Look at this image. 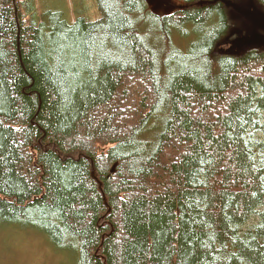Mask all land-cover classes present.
Masks as SVG:
<instances>
[{
    "label": "trees",
    "instance_id": "trees-1",
    "mask_svg": "<svg viewBox=\"0 0 264 264\" xmlns=\"http://www.w3.org/2000/svg\"><path fill=\"white\" fill-rule=\"evenodd\" d=\"M203 1L0 0V227L77 264H264V51L215 57Z\"/></svg>",
    "mask_w": 264,
    "mask_h": 264
},
{
    "label": "rangeland",
    "instance_id": "rangeland-1",
    "mask_svg": "<svg viewBox=\"0 0 264 264\" xmlns=\"http://www.w3.org/2000/svg\"><path fill=\"white\" fill-rule=\"evenodd\" d=\"M249 1L232 0L233 3L241 5ZM216 2L221 3L229 18L227 29L214 43V56H239L253 50L264 51V46H234L232 44L234 38L251 31L248 21L240 18L232 6L228 7L221 0L196 3L214 4ZM36 4L40 12L59 11L68 21L74 20L78 15H83L89 20L100 17L97 0H36ZM174 37L177 38V33H174ZM193 38V34H190L184 41L189 44ZM178 40L180 39H177V43ZM184 41L182 47L186 46ZM77 257L76 250L56 247L46 233L36 228L0 227V264H77Z\"/></svg>",
    "mask_w": 264,
    "mask_h": 264
},
{
    "label": "water",
    "instance_id": "water-1",
    "mask_svg": "<svg viewBox=\"0 0 264 264\" xmlns=\"http://www.w3.org/2000/svg\"><path fill=\"white\" fill-rule=\"evenodd\" d=\"M147 1L152 9L156 11L171 12L175 9L183 8L182 5L173 3L172 0ZM221 1L225 2L228 7L232 6L235 12L240 16V18H245L248 21V26L251 30L248 31L246 35L241 34L238 37L234 38L232 40V44L234 46H264V4L260 0H250L243 5L233 3L232 0ZM189 6L190 5H188L187 7ZM227 17L229 18L228 13ZM113 171L114 167L112 168V172Z\"/></svg>",
    "mask_w": 264,
    "mask_h": 264
}]
</instances>
